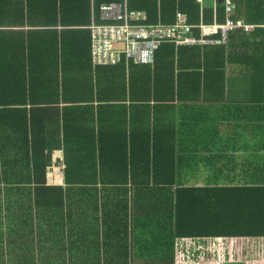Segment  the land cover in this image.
<instances>
[{
	"label": "trees",
	"instance_id": "16d2710c",
	"mask_svg": "<svg viewBox=\"0 0 264 264\" xmlns=\"http://www.w3.org/2000/svg\"><path fill=\"white\" fill-rule=\"evenodd\" d=\"M122 2L0 0V195L28 194L36 210L57 207L59 264H175L178 238L264 237V183L182 182L174 134L161 135L163 123L157 134L143 128L151 104L209 94L199 82L184 85L199 74L178 69L175 42L161 43L149 65H92L91 15L101 22L100 5ZM232 3L230 18L255 27L228 31L216 48L223 64L248 67V93L263 96L264 0ZM126 5L144 11L148 24H172L180 12L195 38L200 24L226 19L218 0ZM217 73L230 94L224 70ZM108 112L121 118L113 123ZM54 148L62 151V184H46Z\"/></svg>",
	"mask_w": 264,
	"mask_h": 264
},
{
	"label": "crops",
	"instance_id": "0c3cea01",
	"mask_svg": "<svg viewBox=\"0 0 264 264\" xmlns=\"http://www.w3.org/2000/svg\"><path fill=\"white\" fill-rule=\"evenodd\" d=\"M221 42L175 43L172 60L175 64L179 61L178 69L186 73L195 70L199 74L193 82L184 85L195 86L199 82L209 94H183L178 97L179 103L151 104V114L143 128L157 134L158 124L163 123L161 135L174 134L173 149L183 152L179 155L182 182L263 184L264 95L248 93V67L236 62L222 63L216 48ZM192 50L198 52L195 54ZM238 50L231 52L239 54ZM169 53L172 56V50L164 51L168 63ZM221 68L225 73L224 83L231 88L227 95L220 89L221 76L217 71ZM169 111L172 126H167L169 122L163 119ZM105 117L115 123L121 115L108 112ZM5 129L3 123L2 132ZM46 165V184H62L61 149L48 151ZM31 198L29 201V195L22 193L0 195V264H59V210L56 206L30 208L28 205L34 204ZM16 199H19L18 206ZM175 264H264V237L178 238Z\"/></svg>",
	"mask_w": 264,
	"mask_h": 264
},
{
	"label": "built area",
	"instance_id": "2783aa9c",
	"mask_svg": "<svg viewBox=\"0 0 264 264\" xmlns=\"http://www.w3.org/2000/svg\"><path fill=\"white\" fill-rule=\"evenodd\" d=\"M233 0H222L226 14L225 22L200 24V36L191 35L192 25L186 17L177 12L172 24H148L146 14L139 10H130L123 3H108L99 6L101 22L91 19L87 26L90 32L92 65L116 64L132 61L136 64H152L154 52L163 42L177 44H202L223 41L228 31L237 27L251 30L254 25H238L230 16L233 13ZM264 26V24H263ZM216 34L220 40L208 39Z\"/></svg>",
	"mask_w": 264,
	"mask_h": 264
},
{
	"label": "water",
	"instance_id": "95a60500",
	"mask_svg": "<svg viewBox=\"0 0 264 264\" xmlns=\"http://www.w3.org/2000/svg\"><path fill=\"white\" fill-rule=\"evenodd\" d=\"M219 1V3H221L222 2V0H218Z\"/></svg>",
	"mask_w": 264,
	"mask_h": 264
}]
</instances>
